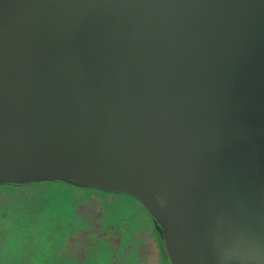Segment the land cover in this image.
Returning a JSON list of instances; mask_svg holds the SVG:
<instances>
[{
    "label": "water",
    "instance_id": "95a60500",
    "mask_svg": "<svg viewBox=\"0 0 264 264\" xmlns=\"http://www.w3.org/2000/svg\"><path fill=\"white\" fill-rule=\"evenodd\" d=\"M140 202L169 264H264V0H0V186Z\"/></svg>",
    "mask_w": 264,
    "mask_h": 264
},
{
    "label": "rangeland",
    "instance_id": "374dc122",
    "mask_svg": "<svg viewBox=\"0 0 264 264\" xmlns=\"http://www.w3.org/2000/svg\"><path fill=\"white\" fill-rule=\"evenodd\" d=\"M0 228V264H169L147 211L125 195L53 182L0 188Z\"/></svg>",
    "mask_w": 264,
    "mask_h": 264
},
{
    "label": "trees",
    "instance_id": "16d2710c",
    "mask_svg": "<svg viewBox=\"0 0 264 264\" xmlns=\"http://www.w3.org/2000/svg\"><path fill=\"white\" fill-rule=\"evenodd\" d=\"M62 184H64V183H62ZM39 186H40V185H39ZM0 188H9V189H11V188H16V187H2V186H0ZM139 203H140V202H139ZM140 205L143 207V205H142L141 203H140ZM143 208H144V207H143ZM144 209H145V208H144ZM145 211H146V210H145ZM9 214H10L9 212H4V216H8ZM150 219H151V218H150ZM15 223H16V220L13 221L12 225L15 224ZM17 223H18V222H17ZM17 223H16V224H17ZM35 226H36L35 228H32V227H31V232L34 231V229L37 228V225H35ZM12 227H13V226H12ZM92 248H93V246H92Z\"/></svg>",
    "mask_w": 264,
    "mask_h": 264
},
{
    "label": "clouds",
    "instance_id": "9594fccd",
    "mask_svg": "<svg viewBox=\"0 0 264 264\" xmlns=\"http://www.w3.org/2000/svg\"><path fill=\"white\" fill-rule=\"evenodd\" d=\"M0 230H3L2 228H0ZM6 254V249L3 245H0V256H3Z\"/></svg>",
    "mask_w": 264,
    "mask_h": 264
}]
</instances>
